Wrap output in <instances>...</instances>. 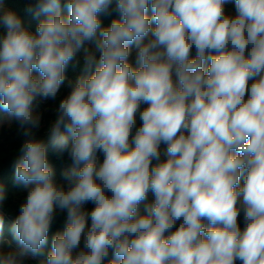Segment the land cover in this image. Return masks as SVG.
<instances>
[{
    "label": "clouds",
    "instance_id": "obj_1",
    "mask_svg": "<svg viewBox=\"0 0 264 264\" xmlns=\"http://www.w3.org/2000/svg\"><path fill=\"white\" fill-rule=\"evenodd\" d=\"M225 2L115 0L120 18L102 28L113 0H65L67 18L61 0H33L25 11L44 17L33 33L0 0V109L25 138L14 181L28 189L11 227L18 247L0 242V264L43 255L57 208L67 224L46 264H264V0H235V16ZM86 42L100 58L85 49L95 70L59 102L46 144L39 102L56 98ZM161 144L168 158L150 169ZM49 146L72 161L67 189Z\"/></svg>",
    "mask_w": 264,
    "mask_h": 264
},
{
    "label": "trees",
    "instance_id": "obj_2",
    "mask_svg": "<svg viewBox=\"0 0 264 264\" xmlns=\"http://www.w3.org/2000/svg\"><path fill=\"white\" fill-rule=\"evenodd\" d=\"M33 0H3V3L7 6L8 9L15 11L20 18L22 19L23 26L35 33L36 28L38 26L39 20L44 19L41 16L39 19L35 18L33 15L28 14L25 9L28 7ZM65 0H61V13L62 16L67 18L69 14V9L64 6ZM115 8V0H113V4L110 7L109 15L98 14L101 20V27L110 26L111 22L114 19H119L120 15L118 12L114 11ZM225 11L227 14H231L232 16L236 15L235 8V0H226L225 2ZM152 11L149 6L148 15L151 16ZM154 26V25H153ZM2 32V29H0ZM136 48L135 45L130 46V50ZM85 49L94 54L96 60L98 61L100 58V52L96 49L95 43H85L84 46L77 52L75 59L70 62V64L65 69V79L62 85L60 86L59 93L57 94L55 99H48L46 103L39 102V107L37 108V112L41 115V126L38 131L35 132V136L37 139H42L46 144H49V132L48 129L50 127L51 122L55 119L56 111H54V107L58 108L59 102L68 96L72 91L77 79L80 76H88L94 72V68L90 71H85V63L83 61V57L85 54ZM195 49H192L191 57H195ZM129 63L133 68H137L138 65L136 61L132 60L129 56ZM34 76H39V73L33 72ZM175 80V78L173 77ZM252 81L249 82L251 84ZM247 98V97H246ZM141 110V107H140ZM7 113L0 109V185L4 187L6 199L3 202V205L0 206V211L3 212L4 215V225L2 234H0V242H2V246L5 247V250L16 249L18 247L16 240L13 238V233L11 231L12 224L15 218L19 214V207L25 201L28 195V189H25L22 184H17L14 181V172L15 165L19 158L18 149L21 146L23 140L25 139L19 133L18 125L12 121H7ZM9 119V118H8ZM142 121L139 119V112L137 113V122L136 127H140ZM135 133V129H133V135ZM131 140V137H130ZM134 147V145H133ZM47 154L49 158V163L52 165L54 170V181L58 186H63L64 188L69 187L68 181H66L62 175V173L71 167L72 161L67 152H65L60 158L57 157L54 150L49 146L47 149ZM167 158L162 157L160 155L159 160L153 159L151 167H154L158 163L166 161ZM103 162V157L101 159V163ZM100 163V164H101ZM244 176H241L240 184L243 185ZM153 193L149 191L147 195V200L142 202L138 209L139 215H146L145 212V204H151L154 202L155 198H152ZM239 204V201H238ZM87 212L90 213L95 205L91 202L86 203ZM90 219L87 224L90 226ZM179 223L177 222L176 228L179 227ZM67 224V211H61L58 208L56 209L55 218L50 226L47 244L44 246L43 255L37 256L35 258L28 257L23 261V264H46V258L48 253L51 251L52 247V239L57 233H62ZM238 224L243 230L245 227V222L243 219V212L238 216ZM175 228L173 229V231ZM167 235V233H166ZM76 254V253H75ZM73 254V255H75ZM109 259H112L111 253L109 254ZM107 264V261L104 262ZM236 264H241L239 260L236 261Z\"/></svg>",
    "mask_w": 264,
    "mask_h": 264
},
{
    "label": "built area",
    "instance_id": "obj_3",
    "mask_svg": "<svg viewBox=\"0 0 264 264\" xmlns=\"http://www.w3.org/2000/svg\"><path fill=\"white\" fill-rule=\"evenodd\" d=\"M4 4V3H3ZM4 6L7 8V6L4 4ZM8 9V8H7ZM83 61H84V57H83ZM94 68V67H93ZM174 78H175V76H174ZM58 93H59V91H58ZM42 103H46L47 102V100H43V101H41ZM148 105H146V104H142L141 105V111L143 110V109H145L146 107H147ZM56 109H57V107H54V111H56ZM166 145H164V144H161L160 145V155L162 156V157H165V158H168L167 157V155H166ZM102 157H103V154L102 153H97V167H99V165H100V163H101V159H102ZM65 189H67V188H65ZM152 198H155L154 197V195L152 196ZM83 210L84 211H86L87 212V207H86V204L83 206ZM30 257V256H29Z\"/></svg>",
    "mask_w": 264,
    "mask_h": 264
},
{
    "label": "crops",
    "instance_id": "obj_4",
    "mask_svg": "<svg viewBox=\"0 0 264 264\" xmlns=\"http://www.w3.org/2000/svg\"><path fill=\"white\" fill-rule=\"evenodd\" d=\"M136 54H137V49L133 48L130 50V57L132 60L136 61Z\"/></svg>",
    "mask_w": 264,
    "mask_h": 264
},
{
    "label": "rangeland",
    "instance_id": "obj_5",
    "mask_svg": "<svg viewBox=\"0 0 264 264\" xmlns=\"http://www.w3.org/2000/svg\"><path fill=\"white\" fill-rule=\"evenodd\" d=\"M231 15V14H230ZM7 117V121L9 120L8 118V115L6 116ZM89 226V225H88ZM3 247V246H2ZM4 249H6L5 247H3ZM83 248V239H82V241H81V246H80V248L79 249H75V250H73V254H75V253H77L80 249H82Z\"/></svg>",
    "mask_w": 264,
    "mask_h": 264
}]
</instances>
